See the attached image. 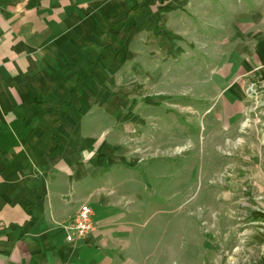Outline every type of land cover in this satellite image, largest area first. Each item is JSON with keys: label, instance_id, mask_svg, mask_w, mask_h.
Instances as JSON below:
<instances>
[{"label": "crops", "instance_id": "1", "mask_svg": "<svg viewBox=\"0 0 264 264\" xmlns=\"http://www.w3.org/2000/svg\"><path fill=\"white\" fill-rule=\"evenodd\" d=\"M171 14L203 37L214 31L206 44L218 46L220 88L242 116L246 87L264 90V0H0V264H194L195 246L214 254L219 227L195 246L185 231L179 244L176 156L146 158V144L161 152L163 120L158 102L146 118L141 99L163 45L174 46L163 35ZM83 203L94 227L67 240L61 225ZM260 216L238 264H264Z\"/></svg>", "mask_w": 264, "mask_h": 264}, {"label": "rangeland", "instance_id": "2", "mask_svg": "<svg viewBox=\"0 0 264 264\" xmlns=\"http://www.w3.org/2000/svg\"><path fill=\"white\" fill-rule=\"evenodd\" d=\"M187 10L180 9L178 19L189 16ZM173 16H167L172 29L161 31L176 39L174 46L163 45L167 53L156 64L160 74L148 81L141 99L147 105L146 118L152 117L158 102L163 120L161 152L146 144V158L159 153L177 158L179 244L186 243L187 234L195 246L207 237L208 229H220V234L210 235L214 254L207 258L195 246L193 263L238 264L249 257L254 219L261 215L264 220V90L259 93L250 83L248 109L238 115L236 105L226 100L220 88L226 80L219 74L223 62L215 52L218 46L206 44L218 40L212 38L214 31L209 32L210 38L203 37L196 24L187 30L184 20L177 23ZM149 36L157 37L153 32ZM153 50L156 54L158 48ZM146 125V136L154 137ZM235 244L241 246L234 249Z\"/></svg>", "mask_w": 264, "mask_h": 264}, {"label": "built area", "instance_id": "3", "mask_svg": "<svg viewBox=\"0 0 264 264\" xmlns=\"http://www.w3.org/2000/svg\"><path fill=\"white\" fill-rule=\"evenodd\" d=\"M92 216V207L87 203L81 204L72 219L61 225L65 239H79L88 233L94 227Z\"/></svg>", "mask_w": 264, "mask_h": 264}]
</instances>
